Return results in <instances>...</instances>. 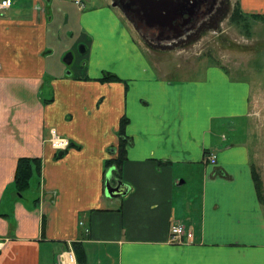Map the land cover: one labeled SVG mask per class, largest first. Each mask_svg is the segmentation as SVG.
Segmentation results:
<instances>
[{
	"label": "crops",
	"instance_id": "1",
	"mask_svg": "<svg viewBox=\"0 0 264 264\" xmlns=\"http://www.w3.org/2000/svg\"><path fill=\"white\" fill-rule=\"evenodd\" d=\"M11 1L0 13V264H66L67 254L77 264H264V209L237 135L252 85L220 65L171 77L206 64L171 66L111 0ZM239 6L264 15V0ZM65 28L85 46L82 75L64 72L55 40ZM122 119L125 160L107 168ZM53 131L69 141L61 157ZM20 158L40 161L26 196L14 185ZM109 172L123 197L105 196ZM174 225L191 237L170 242Z\"/></svg>",
	"mask_w": 264,
	"mask_h": 264
},
{
	"label": "rangeland",
	"instance_id": "2",
	"mask_svg": "<svg viewBox=\"0 0 264 264\" xmlns=\"http://www.w3.org/2000/svg\"><path fill=\"white\" fill-rule=\"evenodd\" d=\"M93 1L97 4L109 2V0ZM238 5L239 0H219L214 13L209 16L208 22L203 23L186 39L167 48L148 44L137 34L122 13L118 9L116 11L121 17L122 24L132 31L135 40L143 47H152V50L167 52L165 57L172 60L171 66H175L177 62H183L185 58L194 62L203 61L206 64L197 66V69L191 72L178 70V72H173L171 77L191 79L200 76L208 66L220 65L234 68V71L231 70L232 73L239 75L252 85L254 91L250 99L249 115L245 120L237 121L239 123L237 135L249 149L250 164L260 178L261 195L264 200V21L247 19L245 24L242 21L232 20V13ZM76 10V7L71 9L75 13ZM62 15L65 17L66 12L64 11ZM52 33H54L53 29L51 32L53 37ZM59 33L61 34L55 40L56 47L59 51L67 50L64 56L67 53L72 55L71 64L64 65V72L74 75L84 74L88 56L86 53H81L80 47L85 48V46L78 43L77 33L71 37L66 34V28L60 30ZM64 56H62V60ZM62 60L61 62H63ZM189 60H187V66L190 63ZM227 134L233 136L230 132ZM28 194H30V190H27L23 196ZM262 205L264 209V203Z\"/></svg>",
	"mask_w": 264,
	"mask_h": 264
},
{
	"label": "water",
	"instance_id": "3",
	"mask_svg": "<svg viewBox=\"0 0 264 264\" xmlns=\"http://www.w3.org/2000/svg\"><path fill=\"white\" fill-rule=\"evenodd\" d=\"M205 1L207 0H111V7L122 13L143 40L151 45L167 48L184 39L214 13L219 0H209L207 7ZM200 6L205 8L201 13L198 11ZM80 48L81 53H85V48ZM62 61L65 65H70L71 53H67ZM62 155L63 152L57 154L58 157ZM127 192L128 187L119 180H115V185L112 184L109 172L105 180V196L120 198Z\"/></svg>",
	"mask_w": 264,
	"mask_h": 264
},
{
	"label": "trees",
	"instance_id": "4",
	"mask_svg": "<svg viewBox=\"0 0 264 264\" xmlns=\"http://www.w3.org/2000/svg\"><path fill=\"white\" fill-rule=\"evenodd\" d=\"M232 20L236 21H242L243 23H247V19H251L253 21H264V15L259 14H252V15H244L241 12V9L238 6L234 9L232 13ZM246 26V25H245ZM118 79L109 74H105L102 79H100V82H112L117 81ZM126 120L122 119L120 122V130H119V137H120V143L118 148L119 156L115 160H109L106 163V167L109 168L112 165H115L118 169H120V166L123 163V160H125V147L127 143V139L123 136V130L126 125ZM40 170V161L38 159H29V158H20L17 161L15 175H14V185L15 190L18 194L22 195L24 194L28 188H29V180L32 177L33 173H39ZM252 177L253 181L257 190L258 199L260 203H264V200L261 195V187H260V178L258 174L255 172V169L252 167Z\"/></svg>",
	"mask_w": 264,
	"mask_h": 264
},
{
	"label": "built area",
	"instance_id": "5",
	"mask_svg": "<svg viewBox=\"0 0 264 264\" xmlns=\"http://www.w3.org/2000/svg\"><path fill=\"white\" fill-rule=\"evenodd\" d=\"M76 6L81 7L83 0H71ZM12 5L11 0H0V13L9 9ZM50 143L55 152L65 151L69 147V141L63 138H59L55 135V132H51ZM206 162L215 164V157H207ZM190 238L191 234L186 233L183 226L174 225L170 228V242L177 243L182 242V238ZM66 264H77L72 254H67Z\"/></svg>",
	"mask_w": 264,
	"mask_h": 264
},
{
	"label": "flooded vegetation",
	"instance_id": "6",
	"mask_svg": "<svg viewBox=\"0 0 264 264\" xmlns=\"http://www.w3.org/2000/svg\"><path fill=\"white\" fill-rule=\"evenodd\" d=\"M204 2V1H203ZM209 3V0H207V1H205V7H207V4ZM205 10V8H203V7H201L200 6V8L198 9V11H199V13H201L202 11H204ZM213 14V13H212ZM209 18V17H208ZM209 21V19L207 20H205V21H203L199 26H198V28L197 29H199V27L203 24V23H206V22H208ZM197 29H195V30H197ZM195 30L194 31H192V32H190V33H188L186 36H185V38L184 39H186V37L188 36V35H191V34H193L194 32H195ZM184 39H180L179 41H181V40H184ZM148 44H150V43H148Z\"/></svg>",
	"mask_w": 264,
	"mask_h": 264
}]
</instances>
